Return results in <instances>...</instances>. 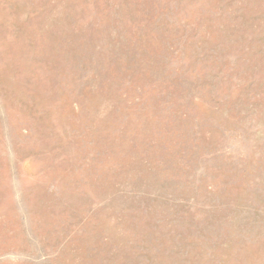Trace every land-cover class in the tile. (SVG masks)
Masks as SVG:
<instances>
[{"label":"rangeland","instance_id":"374dc122","mask_svg":"<svg viewBox=\"0 0 264 264\" xmlns=\"http://www.w3.org/2000/svg\"><path fill=\"white\" fill-rule=\"evenodd\" d=\"M0 264H264V0H0Z\"/></svg>","mask_w":264,"mask_h":264}]
</instances>
